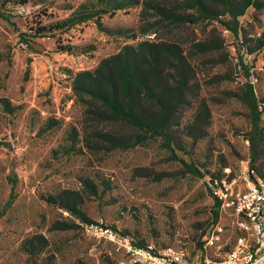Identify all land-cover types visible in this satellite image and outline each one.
<instances>
[{"label": "rangeland", "instance_id": "1", "mask_svg": "<svg viewBox=\"0 0 264 264\" xmlns=\"http://www.w3.org/2000/svg\"><path fill=\"white\" fill-rule=\"evenodd\" d=\"M86 1H0V264H111L113 246L87 231L97 223L156 252L182 248L188 264H223L247 234L230 205L217 209L209 180L228 192L264 184V0L237 18V35L219 5L217 20L175 23L156 7L198 14L165 0L50 32ZM143 41L178 46L191 70L170 150L96 122L72 90L76 74ZM246 84L262 108L259 136Z\"/></svg>", "mask_w": 264, "mask_h": 264}, {"label": "trees", "instance_id": "2", "mask_svg": "<svg viewBox=\"0 0 264 264\" xmlns=\"http://www.w3.org/2000/svg\"><path fill=\"white\" fill-rule=\"evenodd\" d=\"M4 4L23 6L28 0H0ZM182 3L185 10H194L198 17L168 13L161 7L156 9L175 23H196L217 20L218 14L212 5H219L231 18L237 35V18L254 5V0H165ZM141 0H87L77 7L68 6L70 15L57 21L50 32H66L77 26L95 21L111 12L124 10L140 4ZM228 26V25H226ZM36 33L32 38H39ZM66 52H70L67 49ZM248 54H253L249 51ZM29 65V64H28ZM23 78L28 80L29 66ZM237 65L244 67L241 61ZM189 65L180 48L172 44H154L147 41L135 46H125L120 52L102 59L92 70L74 76L72 90L79 102L87 108L86 114L96 122L124 123L140 132L135 145L160 139L164 148L170 150L169 127L188 86ZM243 101L250 112V124L256 136L261 134L262 112L250 84H246ZM188 171L196 173L184 164ZM213 185L215 181L209 180ZM221 202L215 197L218 209ZM217 217V211H215ZM143 247L141 245H136ZM148 247V246H144ZM111 262V264H113Z\"/></svg>", "mask_w": 264, "mask_h": 264}, {"label": "built area", "instance_id": "3", "mask_svg": "<svg viewBox=\"0 0 264 264\" xmlns=\"http://www.w3.org/2000/svg\"><path fill=\"white\" fill-rule=\"evenodd\" d=\"M255 179L236 192L223 190L216 182L211 188L221 206L230 205L234 214L242 219V228L247 234V238L237 240L223 264H264V184ZM87 231L113 246L116 257L113 264H188V254L182 248L156 252L151 246L138 247L131 239L102 223L91 224ZM204 264L210 263L205 261Z\"/></svg>", "mask_w": 264, "mask_h": 264}]
</instances>
